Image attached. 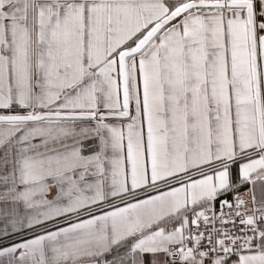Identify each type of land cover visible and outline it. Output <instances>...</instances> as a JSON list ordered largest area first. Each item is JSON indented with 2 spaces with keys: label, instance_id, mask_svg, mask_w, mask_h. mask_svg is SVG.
I'll use <instances>...</instances> for the list:
<instances>
[{
  "label": "snow or ice",
  "instance_id": "6c2138e0",
  "mask_svg": "<svg viewBox=\"0 0 264 264\" xmlns=\"http://www.w3.org/2000/svg\"><path fill=\"white\" fill-rule=\"evenodd\" d=\"M0 264H264V0H0Z\"/></svg>",
  "mask_w": 264,
  "mask_h": 264
}]
</instances>
